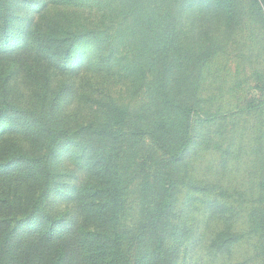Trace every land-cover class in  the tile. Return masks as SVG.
Listing matches in <instances>:
<instances>
[{"label":"rangeland","instance_id":"1","mask_svg":"<svg viewBox=\"0 0 264 264\" xmlns=\"http://www.w3.org/2000/svg\"><path fill=\"white\" fill-rule=\"evenodd\" d=\"M140 1L0 0V35L4 29L3 18H6L12 34L20 31L26 35L25 32L32 27L31 31H36L34 34L37 35L60 38L66 43L74 39L76 48L72 57L77 63L67 72L61 71L52 60L48 64L54 56L28 70L11 63L0 67V95L7 91L11 103L18 108L16 113H12L17 123L20 121L15 115L26 118L21 126L19 124V129L2 126V129H7L0 139V154L13 148L38 160L42 178L48 181V185L47 190L38 191L34 197L40 199L38 196L43 195L41 204L46 203L47 208L54 212L68 213L75 205V196H87L88 188H94V185H111V176L100 171L94 177L87 175L78 167V156L68 161L65 155L66 159L61 161L60 151L64 146H56L57 150L52 147L51 150L46 136L54 133L64 141L67 132H74L87 124L97 127L111 113L109 109L129 103L142 106L143 117L139 119V125L146 129L163 111H171L164 103L167 97L172 98L175 105L172 93L166 94V89L172 85L176 88L174 95L183 109L193 104L189 124L191 118L194 129L190 131L196 136L193 134V138L184 140L187 147L181 162L173 150L168 153L162 163L166 177L161 176L163 173L159 170L150 177L144 174L131 184L130 173L126 177L125 172H119V175H125L123 185L126 181L128 183L127 197L122 195L127 200L121 210L107 209L103 212V236L109 235L106 231L108 225L109 228H118L117 231L129 239L128 250V240L121 241L125 255H129L130 261L135 259V263L142 260L146 249L151 251L154 246L156 233L153 219L165 220L163 217L167 212L162 205L168 193L166 181L175 176L178 190L173 192V202L170 201L172 220L170 217L168 225L172 234L178 231L182 223L198 233L205 232L204 226L216 232L229 227L233 235L242 237L232 247L229 262L264 264L261 249L264 239L259 241V232L253 229L256 225H251L252 199L247 200L248 194H245L253 190L261 174H264V0H194L203 9L195 6L194 11L192 5V9L187 11L188 15L174 21V27L169 26L166 17L176 0H154L150 5L144 2L145 8L136 14L131 10L139 9ZM153 7L154 10H150ZM121 9L127 12L124 26L153 29L142 37L143 47L138 43L140 38H134L132 34L123 35L124 39L119 40L115 37L119 34L116 32V22H120ZM142 33H146V30H142ZM94 34L99 36L97 43L89 44ZM157 39H169L173 44V65L169 76H163L164 54L158 53L160 42ZM15 43L13 36L7 41L9 47H15ZM114 43L118 52L111 54ZM136 46L137 58L134 56ZM126 49L129 54L123 52ZM80 58H91L94 64L81 70L84 64L78 63ZM140 58L143 61L156 58L157 61L153 67L147 66L148 69L152 68L151 73L155 72L153 81L149 82L153 84L147 86L148 96L137 95L134 101L132 89L139 80L138 76L129 73L128 67L132 61H136V64ZM70 93L72 96H69ZM182 111L177 109L176 115L185 117L186 112ZM200 124L207 134L205 140L200 136ZM14 130L19 131L11 132ZM124 138V145H128L127 137ZM181 141L182 138L179 139ZM132 147L121 155L123 164L128 167L131 161L138 160L133 158L138 153ZM68 148L67 144L66 150ZM236 149L241 151L240 155ZM86 152L85 158H88V149ZM152 152L156 155L157 163L165 157L156 147H152L149 155ZM142 160L139 158L138 162ZM90 161L88 165L97 170ZM111 172L112 169H109ZM145 172L154 173L153 170ZM193 182L208 187L209 192L203 196L199 190H191ZM218 185L220 187H216ZM130 189L138 190V195L132 194L130 198ZM220 191L226 196L218 200ZM240 196L245 197L246 203L242 199L239 202ZM106 197L104 193L102 201L106 202ZM233 200L236 203L230 204ZM188 202L192 205L185 208ZM225 204H228L226 208ZM219 209L226 212H216ZM230 211L237 215L229 217ZM108 219L113 222L108 224ZM89 224L87 220L81 226L88 228ZM192 242H187L186 250L181 248L180 262L208 264L210 257L207 250L197 249L199 243ZM132 244L133 248L129 251ZM183 252L186 256L182 255ZM221 259L226 261L227 258Z\"/></svg>","mask_w":264,"mask_h":264},{"label":"trees","instance_id":"2","mask_svg":"<svg viewBox=\"0 0 264 264\" xmlns=\"http://www.w3.org/2000/svg\"><path fill=\"white\" fill-rule=\"evenodd\" d=\"M134 1L139 2L140 0ZM153 1L154 0L140 1L139 9L131 11H135L137 14L145 8L144 2L150 5ZM192 5H194V11L196 7L203 9L201 4H196L194 0L189 2L176 0L168 13V17H166L169 21V26L174 27V21L177 20V18L188 15L187 11L192 9ZM163 7L164 3L162 5V8ZM125 10L126 9L120 10V22H116L118 24L116 32L119 34L115 37L119 40L120 38L124 39L123 35L132 34L134 38H140L138 43L143 47L142 37L146 34H150L148 30L153 29H140L134 25L124 26L127 22L125 18L127 12ZM150 10H154V7ZM56 27L57 26H53V28ZM3 28V31H1L2 34L0 35V67L11 63L13 66H20L28 70L33 68L35 64H39L40 61H42V63L47 62V59L52 56L55 58L50 59L48 64H50L52 60L63 72H67L77 65L72 57L76 48L74 39L66 43L60 38H49V36L42 34L37 35L34 34L36 31H31L30 28L32 27L28 28V31L25 32L26 35L20 31L12 34L9 31V22L6 18H3ZM148 28H150V25H148ZM142 30H146V33H142ZM103 32H106V30ZM168 35L171 38L170 32ZM11 36H13L16 41L15 47H9L7 45V41ZM92 37L93 39L89 41V44H93L98 40L99 36L94 34ZM75 38H78V36H75ZM157 41L160 42L158 43L160 45L158 53L163 52L164 54L163 76H169L171 65H173V61L171 60V55L173 53L172 41L169 39H157ZM137 46L134 48V56L136 58L138 56ZM116 52H118L117 45L114 43L111 47V54H116ZM123 52L129 54L128 49L125 51L123 50ZM86 59L83 60L80 58L78 61V63L84 64V66L80 68L81 70L94 64L91 58ZM156 61V58L147 61H143L140 58L136 64V61L130 63V67H128L129 73L131 72V74L138 76L137 80H139V83L135 84L132 89V99L134 101H136L137 95H140L139 97L148 96L149 91L147 90V86L153 84L149 82L153 81L155 72L151 73L152 68L150 67V69H148L147 66L150 65L153 67ZM81 70L78 72H82ZM175 91L176 88L172 85L166 89V94L172 93L173 101L175 102L174 105L172 98L167 97L165 99L164 103L171 108V111H163L160 117L153 121L151 126L146 129H143L139 125V119L143 117V113L141 112L142 106L138 107L137 103L136 105L129 103L122 107H113L109 109L111 113L106 115L103 119L104 121L97 127H94V124H87L78 127L74 132H67L65 135L67 139L64 138V141H61L54 133L46 136L50 142L49 147L51 150L52 147L54 150H57L58 148L56 146H60L59 148L64 146V149L60 151L61 161L66 159L65 155L68 157V161L78 156V167L85 171L87 175L94 177V174L100 171L102 173L106 172V175L111 176V185L107 183H102L100 186L94 185V188H88L87 196H75V205L72 209H69L68 213H57L47 208L46 203L41 204L40 201L43 195H41V197L38 196L40 199L34 197L38 191L41 193L44 189L47 190L48 185V181L42 178L43 172L41 171L38 160L28 156L23 151L13 148H9L5 153H1L0 264H178V261L180 262L181 260L179 259L181 248L184 247L186 250L188 247L187 242L189 243L190 240L192 242V239L193 244L194 242L195 244L199 243L197 249H203L202 251L205 249L207 250L206 253L208 257H210L208 264H231L228 260V256L233 251L232 247L234 248L236 246L235 244L239 243V238L242 237H239L237 234L236 236L233 235L229 227L225 230L223 229L216 232L204 226L205 232L198 233L193 232L182 223L178 231L174 234H172V230L168 228L171 222L170 217L172 220L171 202H173V192H177L178 190V182L174 178L175 176L170 180L167 178L166 181V192L168 193L164 196L162 205L166 207L167 213L165 217H163L165 220L162 218L153 219L152 225L156 233L153 239L154 246L151 247V251L146 249V254L143 255L142 260L135 263V259L130 261L128 258L129 255H125L126 251L122 249L121 241L128 240L126 244V249L128 250L129 239H127V236L123 235L121 231H117L119 230L118 228L114 229V226L109 228L108 225L106 231L109 235L106 236H103V231H101L104 222L103 212L107 209L119 211L122 209L123 203L127 200V198L124 199L122 197L123 194L124 197H127L128 183L126 181L123 185L122 180L125 179V175H119L121 170L125 172L126 177L127 174L130 173V181L132 184L134 179L138 180L144 174L150 177V175H154L155 172L159 170L163 173H160L161 176L166 177L162 163L165 162L166 156L171 150H173L178 161L181 162L184 156V150L187 147V145H184V140L188 137L193 138L195 135L190 131V129H194L193 125H191V118L189 124V113L193 104L190 105L189 108L185 107V109H183L182 104L174 95ZM69 96H72L71 93ZM177 109L180 111L185 110V117L181 118L179 115H176L175 111ZM17 111L18 108L11 103L7 91H5L4 95H0V139L7 127L19 129V124L21 126L23 121L26 120L24 116L15 115L20 121V123H17L15 117L12 116V113H16ZM3 125L7 127L2 129ZM203 128L204 126L200 124V136H202V140H205L204 138H206L207 134L203 131ZM17 131L19 130L11 132ZM124 137H127L128 143L126 144L128 145H124ZM145 138L150 142L147 143ZM181 138L182 141L179 142ZM194 140L196 141V139ZM67 144L69 148L66 150ZM94 145H96V147H94ZM131 147L138 153H135L133 158H138V160L141 158L144 160L140 163L138 160H133L131 161L130 167H128L127 164H123L124 160L122 161L121 155L125 154L126 149H130ZM152 147H156L165 155L159 163H157L155 159L156 155L153 152L152 155H149ZM87 149L89 157L85 158ZM63 152L65 153L63 154ZM236 152L240 155L241 151L236 149ZM89 160H91L90 164L97 170H93L92 167L88 165ZM109 169H112L111 174L109 173ZM152 170L154 171L153 174L145 172ZM263 175L264 174H261L258 179L259 182L256 186H253V190L245 193L248 194L247 200L252 199V201L250 200V204H252L253 209L249 217L252 221L251 225H256L253 229L259 232V241L264 239ZM193 183L191 185L194 187L191 190H199V192H202L201 195L203 196L209 192L208 187H201L198 183ZM216 187H220V185ZM171 189L172 191H169ZM48 190L51 191V189ZM234 192L238 191L235 190ZM46 193H48V191H46ZM104 193H106L107 196L106 202L102 201V195ZM138 193V190L135 191L134 189H130V198H132V194L138 195ZM219 195L218 200L226 196V193L220 191ZM241 199L246 203L245 197L240 196L238 198L239 202H241ZM231 203H236V201H230V204ZM54 204L56 203H53V205ZM98 204L101 205L98 206ZM191 205L192 203L188 202L185 208ZM227 205L228 204H225L224 207L226 208ZM159 209H157L156 214ZM240 211L243 212L241 208ZM216 212L225 213L226 210L219 209ZM228 214L229 217L232 218L234 215H237L231 211L228 212ZM221 215L224 219L226 218L223 214ZM86 218L88 224L90 223L88 228L81 226L82 224H86ZM112 222L113 220H107L108 224ZM117 222H115V224H118ZM132 248L133 244L129 246V251H131ZM169 248L170 250H168ZM261 249L263 250L262 253H264V245ZM169 252H172V254H168ZM182 255L186 256V253L183 252ZM185 256L182 258L183 261L185 260ZM222 257H226V261H222ZM179 264L183 263L180 262Z\"/></svg>","mask_w":264,"mask_h":264}]
</instances>
